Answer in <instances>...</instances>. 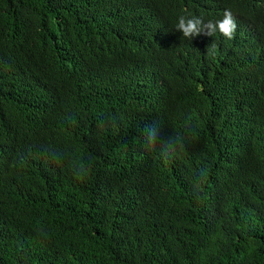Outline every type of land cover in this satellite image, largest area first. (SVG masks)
<instances>
[{
    "label": "trees",
    "instance_id": "trees-1",
    "mask_svg": "<svg viewBox=\"0 0 264 264\" xmlns=\"http://www.w3.org/2000/svg\"><path fill=\"white\" fill-rule=\"evenodd\" d=\"M0 264H264V0H0Z\"/></svg>",
    "mask_w": 264,
    "mask_h": 264
},
{
    "label": "clouds",
    "instance_id": "clouds-1",
    "mask_svg": "<svg viewBox=\"0 0 264 264\" xmlns=\"http://www.w3.org/2000/svg\"><path fill=\"white\" fill-rule=\"evenodd\" d=\"M237 21L231 9H226L223 13V18L217 21H207L205 23L202 17L181 15L178 17V22L175 29L183 34L182 39L191 40L201 34L207 36H215L217 31L226 39H234L237 31ZM215 43L207 49V54L212 55Z\"/></svg>",
    "mask_w": 264,
    "mask_h": 264
}]
</instances>
